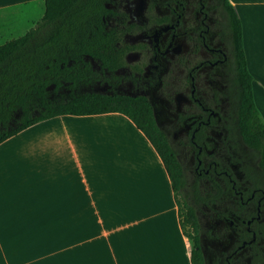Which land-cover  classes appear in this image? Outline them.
I'll use <instances>...</instances> for the list:
<instances>
[{
    "label": "crops",
    "instance_id": "obj_1",
    "mask_svg": "<svg viewBox=\"0 0 264 264\" xmlns=\"http://www.w3.org/2000/svg\"><path fill=\"white\" fill-rule=\"evenodd\" d=\"M264 120V0H227ZM44 0H0V44ZM168 173L125 114H59L0 141V264H192Z\"/></svg>",
    "mask_w": 264,
    "mask_h": 264
},
{
    "label": "flooded vegetation",
    "instance_id": "obj_2",
    "mask_svg": "<svg viewBox=\"0 0 264 264\" xmlns=\"http://www.w3.org/2000/svg\"><path fill=\"white\" fill-rule=\"evenodd\" d=\"M102 4L108 49L96 59L83 54L93 73L74 85L52 83V95L61 100L96 92L143 101L179 163L188 160L204 264H264V171L235 128L224 0Z\"/></svg>",
    "mask_w": 264,
    "mask_h": 264
},
{
    "label": "trees",
    "instance_id": "obj_3",
    "mask_svg": "<svg viewBox=\"0 0 264 264\" xmlns=\"http://www.w3.org/2000/svg\"><path fill=\"white\" fill-rule=\"evenodd\" d=\"M231 30L235 128L253 150L264 171V121L252 91L241 43L240 21L232 5L224 0ZM102 0H44L41 17L24 34L0 44V141L20 129L59 114H90L119 111L128 116L150 141L168 173L178 206L183 233L191 242L192 264H204L198 248L199 223L190 191L180 193L184 174L173 148L157 127L152 113L141 100L121 95L80 92L57 100L47 86L61 80L74 85L91 75L83 54L99 58L108 49L100 25ZM67 59L73 62L67 64ZM178 193L181 197H178ZM194 194L199 196L195 186ZM191 231H186L184 224Z\"/></svg>",
    "mask_w": 264,
    "mask_h": 264
},
{
    "label": "rangeland",
    "instance_id": "obj_4",
    "mask_svg": "<svg viewBox=\"0 0 264 264\" xmlns=\"http://www.w3.org/2000/svg\"><path fill=\"white\" fill-rule=\"evenodd\" d=\"M230 44H231V41H230ZM231 47H232V45H231ZM232 62H233V60H232ZM252 77H253V79H252L253 84H255V83L257 84V82H259V81H257V78L254 77V76H252ZM255 102H256V99H255ZM260 116L262 118V115H260ZM181 164L183 166V174H184L185 184H184L183 188L181 189L180 193H183V192H187L188 189H189V187H190L189 184H190V181L192 179V174H191L190 166H189V163H188V160L187 159L182 160L181 161ZM178 197H181L179 193H178ZM184 228L188 232L191 231L190 230V227L186 223L184 224Z\"/></svg>",
    "mask_w": 264,
    "mask_h": 264
},
{
    "label": "water",
    "instance_id": "obj_5",
    "mask_svg": "<svg viewBox=\"0 0 264 264\" xmlns=\"http://www.w3.org/2000/svg\"><path fill=\"white\" fill-rule=\"evenodd\" d=\"M51 85H52V84L48 85L47 88L50 89V86H51Z\"/></svg>",
    "mask_w": 264,
    "mask_h": 264
}]
</instances>
